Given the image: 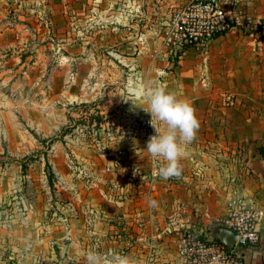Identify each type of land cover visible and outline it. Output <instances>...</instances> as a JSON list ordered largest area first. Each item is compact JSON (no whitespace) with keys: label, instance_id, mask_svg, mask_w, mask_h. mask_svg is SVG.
Wrapping results in <instances>:
<instances>
[{"label":"rangeland","instance_id":"rangeland-1","mask_svg":"<svg viewBox=\"0 0 264 264\" xmlns=\"http://www.w3.org/2000/svg\"><path fill=\"white\" fill-rule=\"evenodd\" d=\"M212 6L229 27L175 56L161 40L171 15L204 21ZM262 47L264 0H0V264H86L90 250L153 263L159 248L173 250L174 227L220 226L230 195L244 198L235 182L215 216L162 217L163 186L191 169L156 175L145 150L155 132L136 94L174 82L203 98L221 88L198 106L195 143L206 146V132L236 131L264 99Z\"/></svg>","mask_w":264,"mask_h":264},{"label":"crops","instance_id":"crops-1","mask_svg":"<svg viewBox=\"0 0 264 264\" xmlns=\"http://www.w3.org/2000/svg\"><path fill=\"white\" fill-rule=\"evenodd\" d=\"M178 79L181 80L180 77ZM193 79L194 77H190L189 82ZM220 86L226 88L223 84ZM198 89L199 87L192 83H187L185 88H181V84L176 86L174 82L167 90L189 102L198 117L200 111L198 106L202 102L208 105L216 93L222 91L221 88L211 90L209 85L205 92L207 97L203 98ZM249 107L252 109L250 116L248 118L246 116L236 131L229 132L226 128L206 132L208 144L201 147L198 142L195 143L197 133L194 140L184 146L185 154L180 159V165L183 171L187 167L191 172L185 174L183 178L185 181L179 177L174 182H167L158 200L163 205L162 217L172 218L173 223L192 221L199 214L198 211L203 213L201 217L210 218V214L215 216V212L227 210L225 190L235 182L242 196L247 201L255 202L263 210V217L256 225L261 237L260 243L256 247L244 250V264H264V99L254 100L253 105ZM148 118L151 119L150 115ZM215 137L218 146L213 147L214 143L211 140ZM241 143L244 144V150L237 151V145ZM200 182L209 188L201 189ZM159 193L161 195V192ZM171 202L174 203L173 208L169 206ZM167 226L164 233L169 228ZM156 259L158 262L147 264H179L175 243L173 250L159 248Z\"/></svg>","mask_w":264,"mask_h":264},{"label":"built area","instance_id":"built-area-1","mask_svg":"<svg viewBox=\"0 0 264 264\" xmlns=\"http://www.w3.org/2000/svg\"><path fill=\"white\" fill-rule=\"evenodd\" d=\"M210 10L212 17L204 21L194 18L192 12L186 9L171 15L170 22L161 32V40L176 48L175 56L189 47H203L209 40H214L215 34L222 35L229 27L228 22L223 21L225 12L214 6ZM228 206V211L214 220L236 234L234 246L228 249L220 240L210 239V232L203 227H174L175 252L179 264H244V250L260 243L256 225L263 217V210L255 202L241 198L235 191L229 197Z\"/></svg>","mask_w":264,"mask_h":264},{"label":"clouds","instance_id":"clouds-1","mask_svg":"<svg viewBox=\"0 0 264 264\" xmlns=\"http://www.w3.org/2000/svg\"><path fill=\"white\" fill-rule=\"evenodd\" d=\"M136 95L147 105L139 108L150 115L148 123L155 132L149 136L145 150L158 163L156 175L165 179L179 176L184 146L194 140L200 126L194 107L162 85L142 87ZM123 100H131L132 105L138 108L132 99ZM85 260L86 264H136L129 256L116 251L103 255L90 250Z\"/></svg>","mask_w":264,"mask_h":264},{"label":"water","instance_id":"water-1","mask_svg":"<svg viewBox=\"0 0 264 264\" xmlns=\"http://www.w3.org/2000/svg\"><path fill=\"white\" fill-rule=\"evenodd\" d=\"M210 239L220 240L227 246L228 249H231L235 244L236 234L224 227L217 226L210 232Z\"/></svg>","mask_w":264,"mask_h":264},{"label":"trees","instance_id":"trees-1","mask_svg":"<svg viewBox=\"0 0 264 264\" xmlns=\"http://www.w3.org/2000/svg\"><path fill=\"white\" fill-rule=\"evenodd\" d=\"M220 35L217 33L213 36V39H216L217 37H219ZM181 52V51H180Z\"/></svg>","mask_w":264,"mask_h":264}]
</instances>
